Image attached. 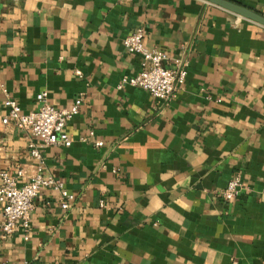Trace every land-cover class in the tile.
Here are the masks:
<instances>
[{
  "label": "crops",
  "instance_id": "1",
  "mask_svg": "<svg viewBox=\"0 0 264 264\" xmlns=\"http://www.w3.org/2000/svg\"><path fill=\"white\" fill-rule=\"evenodd\" d=\"M230 1L264 17V0ZM137 28L164 66L187 63L167 101L118 88L140 70L122 45ZM43 91L56 109L82 101L71 145L41 149L74 199L62 209L41 188L27 239L0 235V262L264 264V27L204 0H0V118L7 97L27 113ZM30 142L0 123V170L19 184L39 164Z\"/></svg>",
  "mask_w": 264,
  "mask_h": 264
},
{
  "label": "built area",
  "instance_id": "2",
  "mask_svg": "<svg viewBox=\"0 0 264 264\" xmlns=\"http://www.w3.org/2000/svg\"><path fill=\"white\" fill-rule=\"evenodd\" d=\"M144 32L142 28L135 29L122 40V45L127 53L138 54L141 57L140 70L133 76L123 77L118 88L123 85L141 88L148 91L152 97L160 101H167L175 92L177 84H183L187 63L174 59L173 67L163 65L167 59L164 51L147 47L143 42ZM81 76L80 71L75 72ZM40 106L36 111L23 112L18 103L7 97L4 100L6 113L0 118V123L6 125L12 123L19 131L29 133L32 137L39 139L40 144L30 142L28 147L30 155L39 163L35 172L27 182L19 184L23 171L18 170L15 175H9L6 171L0 170V205L2 221L0 222V235L6 238L12 235L17 228H20L27 239L30 230V213L33 209V199L39 190L51 187L58 190L62 198L60 207L67 209L70 201L74 199L63 189L60 181L51 176L44 175L40 163L42 162L41 149L51 146L71 145L72 140L65 131L67 122L78 113L81 98H76L68 108L56 109L53 107L45 91L36 95ZM92 134V132L90 133ZM81 141H86L84 137ZM100 146L99 141L94 142ZM244 184L240 176L232 177L225 187L219 191L222 200L230 202L234 200L243 190ZM0 264H11L0 262Z\"/></svg>",
  "mask_w": 264,
  "mask_h": 264
},
{
  "label": "water",
  "instance_id": "3",
  "mask_svg": "<svg viewBox=\"0 0 264 264\" xmlns=\"http://www.w3.org/2000/svg\"><path fill=\"white\" fill-rule=\"evenodd\" d=\"M264 27V17L230 0H204Z\"/></svg>",
  "mask_w": 264,
  "mask_h": 264
}]
</instances>
